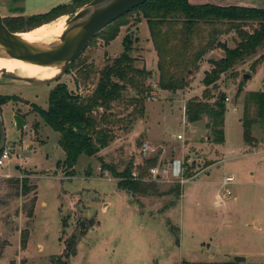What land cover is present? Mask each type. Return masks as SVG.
<instances>
[{
    "label": "rangeland",
    "instance_id": "obj_1",
    "mask_svg": "<svg viewBox=\"0 0 264 264\" xmlns=\"http://www.w3.org/2000/svg\"><path fill=\"white\" fill-rule=\"evenodd\" d=\"M86 5L64 15L66 23L69 24ZM3 16L0 8V17L7 20ZM143 21L141 14L127 15L120 21L124 25L118 24L119 34L110 42L106 41L107 33L115 25L103 30L88 44L72 70L56 82L28 86L22 81L0 79V83L22 84L0 86L7 96H0V113L5 149L11 158L10 164L0 169V264H53L55 259L63 256L66 240L74 235L79 238L76 253L65 259L67 264L211 263L223 254H228L230 261L236 256H246L247 264H264V128L259 123L252 127L258 146L250 155L245 154L251 149L246 148L247 153H240L238 149L242 145L239 120L248 94L242 91L250 80L244 82L240 73L248 71V66H243L237 73L223 75L218 83L219 92L229 99L224 102L228 139L223 150L233 159L225 162L227 159L223 154L206 145L205 137L198 141L187 134L178 146L170 148L172 152H179L182 143L192 144L188 152L194 158L190 165L186 164V173L183 172L185 183L179 184L175 178L170 182L151 180L147 176L146 180L155 184V193L145 197L116 193L118 180L109 171L101 170L97 160L101 157L105 164L114 166L119 172L132 162V172L137 177L138 167L150 157L142 153L143 131L147 126L151 127V139L161 136L170 139L181 131L182 110L185 116L186 103L191 99H202L201 68L190 79L192 86L189 90L175 93L154 90L158 73L154 77L149 72L146 83L153 89L150 94L139 95L128 88L122 101L113 105L116 119H125L133 109L129 101L141 99L143 116L135 115L113 128L114 140L110 143V150L106 149L107 152L96 157L80 156L72 175L58 165L64 160V152L57 144L59 135L45 125L38 112L47 110L50 92L57 85H65L74 95L90 93L97 83L98 72L123 53L124 40L128 54L135 61L134 66L145 69L149 46L140 26ZM222 28L224 26L220 25L219 29ZM33 29V26L22 23L12 30L29 32ZM232 39H236L234 31L218 37L229 48L234 47ZM221 56V51L214 50L203 60H217ZM146 61L150 68V57H146ZM82 65L90 66L94 71L86 83L79 72ZM75 75L80 77L82 85L79 87H76ZM250 86L253 89L262 86L260 72L256 73ZM14 115L25 119V127L19 132L14 128ZM255 116V107L249 105L246 117L253 119ZM210 121L208 116H203L199 124L207 127ZM135 129L141 132L136 137L132 135ZM206 137L211 138L210 130ZM232 150L234 154L230 153ZM185 154L174 153L175 156L171 157L181 159L185 166L183 161L189 158ZM164 159L167 163L169 158ZM136 161L139 164L135 166ZM3 172L8 173L7 176L4 177ZM225 176L235 179L228 187L231 196L215 206V194L222 197L225 191L220 186ZM25 179L28 194L22 195V181ZM177 186L179 192L175 190ZM35 191L39 201L46 205L38 206L28 218L33 199H36ZM216 200L218 202V198ZM82 224L89 229L83 230ZM21 241L25 242L24 247ZM234 253L238 255L232 256Z\"/></svg>",
    "mask_w": 264,
    "mask_h": 264
},
{
    "label": "trees",
    "instance_id": "obj_2",
    "mask_svg": "<svg viewBox=\"0 0 264 264\" xmlns=\"http://www.w3.org/2000/svg\"><path fill=\"white\" fill-rule=\"evenodd\" d=\"M91 1L72 0L71 4L57 6L47 13L9 18L3 20V23L12 33H17L12 29L15 25L22 23L37 29L61 16L73 13L74 10ZM131 13L141 14L147 23L150 41L157 57V87L159 90L175 93L186 89L206 54L214 50L223 53L220 59L208 61L210 70L204 72L201 81L204 87L202 99H191L185 106L187 122L196 123L203 116H208L211 119L207 125L211 131V142L215 145L223 144L226 106L224 95L219 92L218 83L223 75L229 72L237 73L235 71L243 69L242 67L248 62V71L243 72L247 75L255 73L257 66L261 64L264 66V9L218 7L211 4L192 6L187 0H151L134 8L106 27L105 29L115 25L112 27L114 29L107 33V42L117 37L118 24L124 25L120 21ZM220 25L224 28L219 29ZM246 27L250 30L246 31ZM231 31L236 34V39H232L233 48H229L226 42L218 40L219 36ZM123 48L124 51L118 58L98 72L97 83L90 93L85 96L82 93L74 95L67 90L65 85H57L50 92L47 110L38 112L45 125L59 135L57 144L65 157L58 165L65 167L69 175L74 174V167L80 156L96 157L100 151L109 146L114 140L113 128L117 124L132 119L135 115L143 116L141 99L129 101L128 104L133 109L129 117L125 119H116L112 111L113 105L122 101L123 94L128 88L133 89L139 95H148L153 91L152 87L146 83L150 73L144 68L139 69L134 66L135 61L128 54L126 40L123 42ZM79 57L72 63L71 70ZM79 72L84 83L88 82L90 75L94 74L90 66L84 65L81 66ZM75 78L76 87L82 85L79 81L80 77L75 75ZM249 105L255 107L256 116L253 119L246 117ZM241 123L243 141L247 146L252 147L255 143L252 137V127L256 123L264 127V79L261 91L250 92L246 95ZM97 160L101 165V170L109 171L118 180L116 183L118 190L140 197L155 193L153 191L155 184L147 181L146 177L149 176V171L157 166L158 156L145 159L144 165L139 166L136 171V178L132 177V162L127 163L125 168L119 172L114 166L105 164L101 157H97ZM26 184L25 179L22 181V195L28 194ZM175 190L179 192L180 188L177 186ZM34 202L35 199H33L28 218L33 216ZM82 229L87 231L89 226L86 228L82 224ZM78 239L74 235L66 240L63 256L55 259L53 264H67L65 259L75 255ZM21 242L24 247L25 242ZM68 250L71 251L68 252ZM181 264L236 263L231 260L211 263L181 262Z\"/></svg>",
    "mask_w": 264,
    "mask_h": 264
},
{
    "label": "crops",
    "instance_id": "obj_3",
    "mask_svg": "<svg viewBox=\"0 0 264 264\" xmlns=\"http://www.w3.org/2000/svg\"><path fill=\"white\" fill-rule=\"evenodd\" d=\"M187 1H188V4H190L192 6L211 4V5H215L218 7H247V8H255V9H264V0H187ZM71 2H72V0H0V8L2 10V13L4 14L3 17L9 19V18L29 17V16H33V15L44 14V13L49 12L51 9H53L57 6L69 5V4H71ZM140 26H141V28L144 29V38L148 41L147 45L149 46V47H147L148 51H147V55L145 56L144 67H145L146 71L150 72L155 77V74H157V57H156V53L153 49V45L150 41L149 31H148L146 21H143L140 24ZM145 30H146V33H145ZM146 57H150V62H151L150 68L147 67ZM221 57H219L218 59H220ZM209 60H212V59H205L202 61V64H200L199 70L202 68L201 69V71H202L201 81L203 79L204 72L210 70V65L208 64ZM245 66H249V62L247 64H245ZM199 70L197 71V73L199 72ZM235 72H238V70H236ZM257 72L261 73L262 84H263L264 66L261 64V65L257 66L255 73L249 74L251 78L246 83V85H244L242 92L250 93V92H258V91L262 90V86L255 88V89H253L250 86V83L254 79ZM197 73H195V76ZM242 75H243V73H240L241 77H242ZM193 77H191V79ZM5 84H7V85H22V84L6 82V83H0V86H4ZM24 86H27V85H24ZM28 86H30V85H28ZM191 86H192V84H189V86L186 89L189 90ZM153 88L156 91L159 90L157 85H154ZM202 88H203L202 90H204L203 86H202ZM200 92H201V89H200ZM3 93L4 92L0 90V96L1 97H7L6 94H3ZM225 99H228V98H225ZM227 102H229V99ZM182 113H183V116L181 119L182 129L177 134L172 135L170 137V139H168L164 136L158 137L157 139H151L150 136H151L152 129H151V127H148V126L143 131V135H142L144 137V143L143 144L147 147L146 156L159 155L158 165L156 166L158 168V173H159V175L157 176V180L167 181V182H170L171 180L173 181L174 180L173 178H175L174 181L179 180V178H180L179 172L181 170L180 169L181 159H175L174 157H171V156H175L174 153H180V156H181V154L184 155L191 148L192 144L191 143H188V144L182 143V149L179 152H172V151H170V148L178 146L179 143L182 142V140L186 139L187 134L190 135L191 138L197 139L198 141L202 137H205V140L207 142L206 145L209 147H211V146L214 147V152H217L219 154H223L224 158L227 159V160H225V162L233 159V157H231L229 153H227L223 150V146L226 145L225 143H227V139H228L227 138V126H226L225 116H224V125H223L224 142L221 145H215V144L210 142L211 138L206 137L207 132H209V129L206 126H201L199 124V122H196V123L187 122L185 119L183 110H182ZM241 119L242 118H240L239 122H240V125L242 128ZM152 128L155 131L153 126H152ZM140 134H141V132L137 131L136 129L132 132V135L134 137H136ZM242 134H243V128H242ZM178 135H182L183 139L178 140L177 139ZM252 137H253V135H252ZM160 140H162V141H160ZM240 140L242 142L241 143L242 145H240L238 147L240 153H242L243 151H244L243 153H247V152H245L247 150L246 148H248L249 150L251 149L245 155H248V154L250 155L254 150H256V147L258 146V144H255V143L252 147L247 146L243 141V137ZM110 145H112V144H109V146L107 148H105L104 150L100 151L99 154H101V153L103 154V153L107 152L106 149L110 150V148H111ZM144 145H143V147H144ZM198 146H200L202 148L200 143ZM159 148L162 150L161 152H159ZM158 153H160V154H158ZM230 153L234 154L235 152L232 150ZM187 154L189 157L187 160L188 161L193 160L192 158H194V155L189 154V152L186 153L185 155H187ZM245 155L241 154V156H245ZM99 156H101V155H99ZM64 157H65V155H64ZM167 157L169 159H168L167 163H165L163 160H165L164 158H167ZM138 164H139L138 161H136L134 163L135 166ZM159 165H162V166H159ZM198 166H199V164H198ZM186 169H187V167H186ZM210 169L208 170V172H206L207 175H209ZM185 173H186V171H185ZM2 174H4L3 176L5 177V176H7L8 173L3 172ZM170 178H172V179H170ZM64 179H67V178H64ZM220 186H222V185L220 184ZM115 188H116L115 189L116 193H124L125 194L124 191L118 190V188L116 187V184H115ZM35 193L36 194L34 196L36 199H35V204L33 207V214L35 212V209L38 206H41V205L45 206L46 205V203H44V202L41 203V201H39L38 196H37V191H35ZM218 196H219L218 194H215V197H214L215 206H217V204H218V202L216 200L218 198ZM236 255H238V254L237 253L232 254V256H236ZM229 257L230 256L228 254H223L220 256V258L218 260L216 259L217 261H215V262H229L230 261ZM244 257L246 258V261H248L247 257L246 256H244Z\"/></svg>",
    "mask_w": 264,
    "mask_h": 264
},
{
    "label": "water",
    "instance_id": "obj_4",
    "mask_svg": "<svg viewBox=\"0 0 264 264\" xmlns=\"http://www.w3.org/2000/svg\"><path fill=\"white\" fill-rule=\"evenodd\" d=\"M151 0H92L84 7L81 13L74 15L69 28L61 35L58 44L39 47L23 42L18 33L10 32L0 17V51L7 57L40 67H59L60 73L46 81H33L15 75L0 74V79L22 81L30 86L50 84L61 79L71 64L83 53L88 44L106 27L117 21L134 8ZM68 24V25H69ZM250 75H242L245 82ZM14 128L16 132L25 127V119L14 115ZM5 149V131L0 114V153ZM236 264H244L245 257L236 256L232 260Z\"/></svg>",
    "mask_w": 264,
    "mask_h": 264
},
{
    "label": "bare ground",
    "instance_id": "obj_5",
    "mask_svg": "<svg viewBox=\"0 0 264 264\" xmlns=\"http://www.w3.org/2000/svg\"><path fill=\"white\" fill-rule=\"evenodd\" d=\"M66 20L67 17L62 16L30 32L24 34L18 33L17 37L23 42L39 47L58 44L64 31L75 27L74 24L68 25ZM59 73V67H40L31 65L11 59L0 51V74L15 75L33 81H46L56 77Z\"/></svg>",
    "mask_w": 264,
    "mask_h": 264
},
{
    "label": "built area",
    "instance_id": "obj_6",
    "mask_svg": "<svg viewBox=\"0 0 264 264\" xmlns=\"http://www.w3.org/2000/svg\"><path fill=\"white\" fill-rule=\"evenodd\" d=\"M225 101L227 102L228 99H225ZM177 139L178 140H182L183 137L182 135H178L177 136ZM146 151H147V147L144 145V148L142 149V153L146 155ZM10 161H11V158H10V153L7 151V149H4L1 154H0V169L4 166H8L10 164ZM184 162V165L181 164V167H180V172H179V175H180V178H179V184H184L185 183V180L184 178H182V175H183V172L186 171V167L188 165H190V161H183ZM179 171V170H178ZM159 175L158 173V168L155 167L153 169H151L149 171V177L151 178V180H157V176ZM132 177L133 178H136V173H132ZM235 182V179L233 176H225L222 181H221V185L222 187L225 189L223 195H221L222 197H218V204L223 202L225 199L229 198L231 196V193L228 189V187L232 186Z\"/></svg>",
    "mask_w": 264,
    "mask_h": 264
},
{
    "label": "flooded vegetation",
    "instance_id": "obj_7",
    "mask_svg": "<svg viewBox=\"0 0 264 264\" xmlns=\"http://www.w3.org/2000/svg\"><path fill=\"white\" fill-rule=\"evenodd\" d=\"M72 65V64H71ZM70 70H71V66H70Z\"/></svg>",
    "mask_w": 264,
    "mask_h": 264
}]
</instances>
